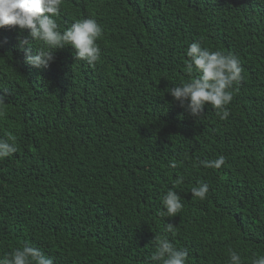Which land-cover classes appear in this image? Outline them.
<instances>
[{"label":"trees","instance_id":"obj_1","mask_svg":"<svg viewBox=\"0 0 264 264\" xmlns=\"http://www.w3.org/2000/svg\"><path fill=\"white\" fill-rule=\"evenodd\" d=\"M87 18L103 29L94 65L69 46L36 69L17 47L28 32L0 29V138L17 147L0 159V258L27 242L54 264H151L166 236L187 264H229L230 249L252 264L264 255V3L62 0L61 31ZM193 42L241 61L226 119L211 105L197 119L168 93L195 78ZM221 155L220 169L200 164ZM178 178L183 209L162 216Z\"/></svg>","mask_w":264,"mask_h":264},{"label":"clouds","instance_id":"obj_2","mask_svg":"<svg viewBox=\"0 0 264 264\" xmlns=\"http://www.w3.org/2000/svg\"><path fill=\"white\" fill-rule=\"evenodd\" d=\"M264 3V0H260ZM62 10V0H0V29L17 27L27 36L17 37V47L24 53L27 64L36 69H46L54 61L58 49L71 47L75 50V59L94 65L99 61L101 49L98 39L103 34L101 25L94 18L77 20L64 31L60 30L57 17ZM35 49V51H33ZM189 58L185 71L189 75L195 72V78L171 87L170 95L181 107L199 119L204 114L205 105L217 110L221 119L229 115L227 106L233 100L234 85L242 81L243 67L238 56L232 53L211 51L199 42L191 43L186 51ZM5 103L0 94V106ZM17 152L15 142L0 138V159L10 157ZM226 163L224 156L214 160H202L206 168L220 169ZM176 166L175 162L172 165ZM182 182L178 178L162 198L165 212L161 215L175 217L183 209L180 194L174 190ZM194 197L204 200L209 193L207 183H199L191 189ZM165 231L176 234V226L167 223ZM156 249L151 256V264H187L189 252L186 248H177L166 236H155ZM229 264H244L241 255L229 250ZM0 264H54V260L41 249L25 243L0 258ZM252 264H264V255L254 254Z\"/></svg>","mask_w":264,"mask_h":264}]
</instances>
